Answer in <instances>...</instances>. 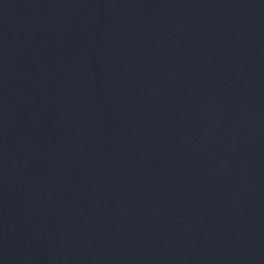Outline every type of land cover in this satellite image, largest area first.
I'll use <instances>...</instances> for the list:
<instances>
[{
    "label": "water",
    "instance_id": "water-1",
    "mask_svg": "<svg viewBox=\"0 0 264 264\" xmlns=\"http://www.w3.org/2000/svg\"><path fill=\"white\" fill-rule=\"evenodd\" d=\"M0 264H264V0H0Z\"/></svg>",
    "mask_w": 264,
    "mask_h": 264
}]
</instances>
